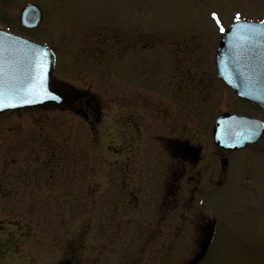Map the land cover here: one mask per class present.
Returning a JSON list of instances; mask_svg holds the SVG:
<instances>
[{
  "label": "rangeland",
  "instance_id": "rangeland-1",
  "mask_svg": "<svg viewBox=\"0 0 264 264\" xmlns=\"http://www.w3.org/2000/svg\"><path fill=\"white\" fill-rule=\"evenodd\" d=\"M29 3L42 10L43 21L28 31L19 16ZM213 12L224 28L238 12L241 20L264 22V0H0V28L49 46L57 56L53 85L69 92L67 85L95 92L108 90L115 81L125 85L123 89L141 93L117 81V73L127 64L124 58L135 56L126 48L139 40L127 32L146 31L139 46L166 48L175 53L170 56L179 74L190 67L209 80L204 93L190 80L185 90L177 92L176 81L169 85V77L161 84L167 67L159 66L163 74L158 83L152 82L158 93H146L162 100L165 94L174 96L178 99H173L174 105L181 111L188 104L179 101L188 89L200 97L206 94V102H199L200 98L194 102L199 110L207 105L209 116L215 108L216 116L220 110L237 107V112L264 120L263 112L236 101L216 77L214 55L221 31ZM155 31L158 34L150 37ZM123 46L125 50L118 52ZM95 47H111L113 52L98 54L93 52ZM157 57L154 62L170 63L164 54ZM178 81L183 83L180 77ZM92 143L84 121L64 107L0 115V264H58L59 250L65 253L75 247L80 216L95 207L91 196L100 182L93 180L104 179L111 171L105 161L107 147L99 152L104 161H95L98 154ZM254 145V155L235 157L234 183L208 198L205 216L211 221L215 216L217 226L202 264H264V134ZM242 170L250 179L242 178L237 185ZM199 237L198 229L192 234L185 228L176 242L180 247L183 242H198ZM177 256V264H189L192 257L180 248Z\"/></svg>",
  "mask_w": 264,
  "mask_h": 264
},
{
  "label": "flooded vegetation",
  "instance_id": "flooded-vegetation-1",
  "mask_svg": "<svg viewBox=\"0 0 264 264\" xmlns=\"http://www.w3.org/2000/svg\"><path fill=\"white\" fill-rule=\"evenodd\" d=\"M127 33L139 40L134 47L118 48V52L129 49V54L135 56L124 58L126 66L118 64L121 69L117 81L141 93L126 88L130 94L123 89L125 85H116L115 81L108 90L95 89V92L67 85L71 87L69 92L54 87L52 81L54 91L71 100L68 106L61 107L74 112L89 129L98 154L95 161H104L99 152L105 145V161L111 168L106 178L93 180L101 183H97L101 190L97 188L90 195L95 207L80 216L76 245L65 253L59 250L58 264H177L179 248L191 253L189 264H193L217 226L215 216L212 221L205 216L208 198L234 183L231 175L238 154L255 152L254 144L239 149L222 147L213 135L215 121L223 113L253 115L231 108L220 110L215 116V108L213 116H209L207 105L199 110L194 102L196 98L206 102V94L200 97L188 89L184 100L179 101L188 104L181 111L174 105V96L165 94L162 100L146 93H158L153 83H158L163 74L159 66L167 67L161 84L169 77V85L176 81L177 92L185 90L184 84L190 80L193 86H199L198 92L204 93L209 80L206 74H195L190 67L181 70L187 71L186 74H179L180 69L170 56L174 52H167L166 48L139 46L142 34L148 32ZM155 34L158 32L150 37ZM93 52L109 55L113 51L111 47H95ZM161 54L170 63L154 62ZM179 77L183 83L178 81ZM209 78L211 82L212 72ZM244 173L239 171L237 185L242 178L250 179ZM185 228L192 234L198 229L200 237L198 242H183L179 247L176 241ZM209 249L210 246L198 264L205 261Z\"/></svg>",
  "mask_w": 264,
  "mask_h": 264
},
{
  "label": "water",
  "instance_id": "water-1",
  "mask_svg": "<svg viewBox=\"0 0 264 264\" xmlns=\"http://www.w3.org/2000/svg\"><path fill=\"white\" fill-rule=\"evenodd\" d=\"M42 11L35 4H28L22 11L21 23L34 28L42 21ZM255 25L256 32L237 28L236 22L226 31L219 42L215 63L217 72L230 88L240 97L264 110V24ZM38 52H46L41 59L47 64L46 86L54 96L37 95L29 97L32 103H19L17 107L0 108V113L18 109L35 108L48 103H68L69 101L51 89V79L56 66L54 52L45 44L30 40L0 28V87L5 92L30 86L36 72ZM23 94V93H21ZM264 133V122L257 118L236 115L222 116L215 129V140L222 146L232 149L244 147L247 143L257 142ZM251 136V139L245 137ZM209 243V242H207Z\"/></svg>",
  "mask_w": 264,
  "mask_h": 264
},
{
  "label": "snow or ice",
  "instance_id": "snow-or-ice-1",
  "mask_svg": "<svg viewBox=\"0 0 264 264\" xmlns=\"http://www.w3.org/2000/svg\"><path fill=\"white\" fill-rule=\"evenodd\" d=\"M212 17L216 20L217 24L220 26V31L225 32L226 29L223 27L219 16L217 13L213 12ZM235 22L237 28H244L249 32L255 33L256 27L255 25H250L247 22L241 21V14L238 12L235 15ZM264 24V22H262ZM47 55L46 52H38L36 59V72L34 78L30 83V86L23 89H14L8 92H5L2 87H0V108L4 107H17L18 104L14 101H18L19 103H32L33 100L29 97H34L37 95H41L44 97L52 96L54 99H59L60 97L54 96L53 93L46 86V68L47 64L44 62L42 57ZM0 70H2V65H0ZM23 93V94H21ZM251 136L245 137V139H251Z\"/></svg>",
  "mask_w": 264,
  "mask_h": 264
}]
</instances>
